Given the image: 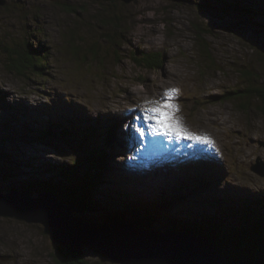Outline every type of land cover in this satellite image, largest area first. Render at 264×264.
Returning <instances> with one entry per match:
<instances>
[{"label":"rangeland","instance_id":"1","mask_svg":"<svg viewBox=\"0 0 264 264\" xmlns=\"http://www.w3.org/2000/svg\"><path fill=\"white\" fill-rule=\"evenodd\" d=\"M28 44L46 55L42 78L12 67ZM146 53H159V63L133 60ZM246 70L260 86L264 0H6L0 6V191L57 177L51 165L90 154L93 142L79 133L42 137L52 118L80 120L81 130L119 118L103 190L155 197L159 189L179 188L181 201L169 200L172 214L215 213L230 223L232 207L215 203L264 196V177L250 170L258 157L264 163V105L240 98L249 84ZM171 88L179 90L184 126L214 145L151 133L141 109ZM101 197L98 190L94 199ZM109 201L103 211L114 213ZM99 211L85 215L99 222ZM56 246L41 224L0 217V264H54ZM82 255L90 264H114L87 245Z\"/></svg>","mask_w":264,"mask_h":264},{"label":"trees","instance_id":"2","mask_svg":"<svg viewBox=\"0 0 264 264\" xmlns=\"http://www.w3.org/2000/svg\"><path fill=\"white\" fill-rule=\"evenodd\" d=\"M202 37L203 32H199ZM203 38V37H202ZM18 57L13 59V68L20 76L33 72L42 78L47 63L44 51L31 45L23 46L16 52ZM159 53H146L144 57H133L139 64L152 66L159 63ZM243 76L249 83L240 98H254L264 105V81L256 86L251 71L246 70ZM54 117V116H53ZM107 125L99 126L87 124L82 130L80 120L67 118L62 121L58 117L47 122V129H43L46 138L69 139L76 133L83 136L85 141L93 142V149L82 162L62 164L60 167L51 165L48 170L56 172L57 177L45 179L40 182H31L19 186L21 190L47 191L55 195L66 204H76L78 211L75 214L82 221L93 224L127 222L139 228L153 229L156 225L163 227V231L196 232L207 236L219 254L225 257V264H264V196L252 198L225 197L216 205L232 207L227 214L235 219L228 223L215 213L197 215H176L170 210L171 198L181 201L180 190L175 189L170 194L159 189L157 196L146 197L131 191V189L112 187L104 188V179L107 176V167L110 165L111 149L115 146L117 135L115 131L122 124L119 118L112 119ZM68 126L73 129H66ZM36 184V187L33 186ZM204 183L197 184L202 189ZM101 188V189H99ZM181 190H187L183 185ZM101 192L103 197L94 199V194ZM101 190V191H100ZM132 192V193H131ZM176 193V194H174ZM178 194V196H177ZM183 196V194H182ZM114 200L117 209L114 213L104 212L105 204ZM178 201V202H179ZM238 204L243 206L238 210ZM183 207V206H182ZM100 210L102 217L99 222H93L85 215L87 211ZM52 255L54 264H90L84 259L82 253H66L56 246Z\"/></svg>","mask_w":264,"mask_h":264},{"label":"water","instance_id":"3","mask_svg":"<svg viewBox=\"0 0 264 264\" xmlns=\"http://www.w3.org/2000/svg\"><path fill=\"white\" fill-rule=\"evenodd\" d=\"M5 3L0 0V6ZM250 170L264 177L259 157ZM77 211L76 204H66L47 191L38 196L28 190L0 191V217L41 224L43 233L66 253H82L87 245L114 264H225V257L204 234L158 231L120 221L87 223L74 214Z\"/></svg>","mask_w":264,"mask_h":264},{"label":"snow or ice","instance_id":"4","mask_svg":"<svg viewBox=\"0 0 264 264\" xmlns=\"http://www.w3.org/2000/svg\"><path fill=\"white\" fill-rule=\"evenodd\" d=\"M178 94V89H166L159 99L147 101L141 109L142 118L147 123L151 133L169 139H186L214 145V141L207 135L192 132L184 126L182 118L178 115L179 106L175 102Z\"/></svg>","mask_w":264,"mask_h":264}]
</instances>
